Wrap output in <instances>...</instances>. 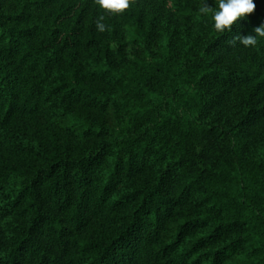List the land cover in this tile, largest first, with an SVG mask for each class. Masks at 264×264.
I'll list each match as a JSON object with an SVG mask.
<instances>
[{
  "label": "trees",
  "instance_id": "16d2710c",
  "mask_svg": "<svg viewBox=\"0 0 264 264\" xmlns=\"http://www.w3.org/2000/svg\"><path fill=\"white\" fill-rule=\"evenodd\" d=\"M216 2L0 0V264H264V0Z\"/></svg>",
  "mask_w": 264,
  "mask_h": 264
},
{
  "label": "clouds",
  "instance_id": "9594fccd",
  "mask_svg": "<svg viewBox=\"0 0 264 264\" xmlns=\"http://www.w3.org/2000/svg\"><path fill=\"white\" fill-rule=\"evenodd\" d=\"M132 0H95V4L102 12L108 14H121L130 7ZM256 5L253 0H217L216 10L212 12L213 27L216 32H231L232 26L240 20L246 19L253 13ZM212 10L205 2L200 12L206 14ZM105 17L99 15L96 20V28L103 33L106 25L103 23ZM258 39H264V24L253 29L252 35L233 37V42H238L243 47H254Z\"/></svg>",
  "mask_w": 264,
  "mask_h": 264
}]
</instances>
